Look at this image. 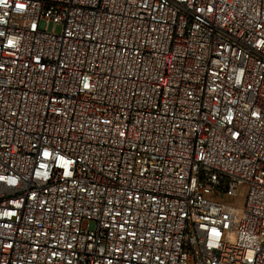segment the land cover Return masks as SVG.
Listing matches in <instances>:
<instances>
[{"label": "built area", "instance_id": "obj_1", "mask_svg": "<svg viewBox=\"0 0 264 264\" xmlns=\"http://www.w3.org/2000/svg\"><path fill=\"white\" fill-rule=\"evenodd\" d=\"M0 264H264V0H0Z\"/></svg>", "mask_w": 264, "mask_h": 264}, {"label": "rangeland", "instance_id": "obj_2", "mask_svg": "<svg viewBox=\"0 0 264 264\" xmlns=\"http://www.w3.org/2000/svg\"><path fill=\"white\" fill-rule=\"evenodd\" d=\"M229 203H232L233 205H236L237 207H241L242 206V198L239 200H228Z\"/></svg>", "mask_w": 264, "mask_h": 264}]
</instances>
